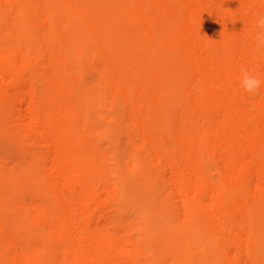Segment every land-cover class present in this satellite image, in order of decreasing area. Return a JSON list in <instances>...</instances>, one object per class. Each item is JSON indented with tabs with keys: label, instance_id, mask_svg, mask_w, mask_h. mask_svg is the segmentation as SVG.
<instances>
[{
	"label": "bare ground",
	"instance_id": "1",
	"mask_svg": "<svg viewBox=\"0 0 264 264\" xmlns=\"http://www.w3.org/2000/svg\"><path fill=\"white\" fill-rule=\"evenodd\" d=\"M264 0H0V264H264Z\"/></svg>",
	"mask_w": 264,
	"mask_h": 264
},
{
	"label": "clouds",
	"instance_id": "2",
	"mask_svg": "<svg viewBox=\"0 0 264 264\" xmlns=\"http://www.w3.org/2000/svg\"><path fill=\"white\" fill-rule=\"evenodd\" d=\"M256 42L257 47L264 48V14H258L256 20ZM264 84V78L255 71L247 68L241 70L239 87L249 96H257L260 94L261 86Z\"/></svg>",
	"mask_w": 264,
	"mask_h": 264
}]
</instances>
